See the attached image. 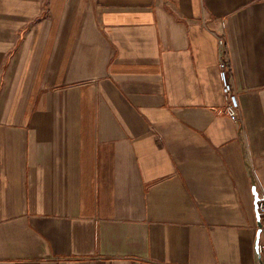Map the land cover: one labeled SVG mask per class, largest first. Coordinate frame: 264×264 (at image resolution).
<instances>
[{"label":"crops","instance_id":"0c3cea01","mask_svg":"<svg viewBox=\"0 0 264 264\" xmlns=\"http://www.w3.org/2000/svg\"><path fill=\"white\" fill-rule=\"evenodd\" d=\"M253 190L264 0H0V264H264Z\"/></svg>","mask_w":264,"mask_h":264},{"label":"built area","instance_id":"2783aa9c","mask_svg":"<svg viewBox=\"0 0 264 264\" xmlns=\"http://www.w3.org/2000/svg\"><path fill=\"white\" fill-rule=\"evenodd\" d=\"M219 68V77L222 84V92L226 100V107L225 112L226 115L231 119L232 121H238L239 120V103L237 99V94L233 90V86L229 80L228 75V64L224 61H219L218 63ZM257 211L259 213L260 219L264 220V192L261 191V195L258 196L257 201ZM259 251H261V248L259 247Z\"/></svg>","mask_w":264,"mask_h":264},{"label":"water","instance_id":"95a60500","mask_svg":"<svg viewBox=\"0 0 264 264\" xmlns=\"http://www.w3.org/2000/svg\"><path fill=\"white\" fill-rule=\"evenodd\" d=\"M253 194H254V198H255V206H257V201H258V194H257V192L255 191V190H253ZM257 224H258V226H259V229H260V227H261V224H260V216H259V213L257 214ZM260 231V230H259ZM259 231H258V233H259Z\"/></svg>","mask_w":264,"mask_h":264}]
</instances>
